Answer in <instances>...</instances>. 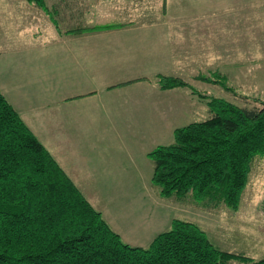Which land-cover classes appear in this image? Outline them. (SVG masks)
<instances>
[{"label":"crops","instance_id":"crops-1","mask_svg":"<svg viewBox=\"0 0 264 264\" xmlns=\"http://www.w3.org/2000/svg\"><path fill=\"white\" fill-rule=\"evenodd\" d=\"M18 1H0V89L81 190L73 163L91 153H74L70 144L77 136L108 135L100 130L108 125L114 130L107 137L117 133L126 142L130 121L141 123L140 127L149 124L157 135L173 136L176 127L195 121L208 105L190 87H160L156 75L181 76L196 88L192 81L199 79L197 75L213 57H219L223 44L236 41L233 30L224 28L228 21L219 18L222 6L217 0L205 4L166 1L165 10L161 3L156 11L145 0H110L113 4L103 9L104 17H112L115 12L109 9L117 6L116 11L123 10L127 18L97 23L86 15L90 3L99 0H45L46 7ZM15 20L29 23L25 33L6 30ZM105 23L121 25L71 31ZM42 127L48 134H39ZM67 130L69 134H64ZM66 135L68 143H64ZM160 143L141 150L135 175L120 176L150 181L153 166L147 152ZM124 152L126 158L135 155L129 141Z\"/></svg>","mask_w":264,"mask_h":264},{"label":"trees","instance_id":"trees-1","mask_svg":"<svg viewBox=\"0 0 264 264\" xmlns=\"http://www.w3.org/2000/svg\"><path fill=\"white\" fill-rule=\"evenodd\" d=\"M46 7L45 0H29ZM76 27L71 31L120 26ZM197 78L232 89L217 71ZM162 88L190 87L210 115L178 126L147 152L158 193L237 208L253 159L264 155V100L237 104L208 95L181 76L158 74ZM264 264L223 250L195 221L173 218L148 246L123 240L85 196L0 89V264Z\"/></svg>","mask_w":264,"mask_h":264},{"label":"rangeland","instance_id":"rangeland-1","mask_svg":"<svg viewBox=\"0 0 264 264\" xmlns=\"http://www.w3.org/2000/svg\"><path fill=\"white\" fill-rule=\"evenodd\" d=\"M166 1L170 4L182 2L205 4L212 0H145L144 2L156 11L161 3L165 10ZM216 2L222 6L219 10V18L229 23L226 25L225 22L224 28L233 30L236 41L223 44L225 50L220 51L217 59L213 57V62H209L211 65L204 67L199 74L215 77L213 72L217 71L224 76V80L233 90L219 83H207L200 79H192V83L198 88L197 90L208 95L224 97L241 105H258L259 99L264 100V0H243V2L217 0ZM112 4L110 0L91 2L90 12L86 18L92 23L127 18L128 15L121 14L123 10L116 11L117 6H114L109 11L115 13L106 19L103 9L110 8ZM9 25L6 30L18 34L25 33L24 30L29 23L15 20ZM207 109L198 113L195 119L207 118L210 115ZM130 124L126 129L125 135L128 136L125 140L134 147V156L129 154L130 156L126 158V152L122 155V149L126 151V142L117 133V137H107L109 130H114L108 125L100 129L101 133L108 135L95 137L98 136L97 132L83 134L77 136L75 143L70 144L73 145V151L77 155L91 153L90 157L82 156L80 162L73 163L80 178L76 179V182L81 181L80 187L89 200L110 220L116 231L121 233L123 240L133 245L148 246L157 233L171 227L173 218H182L197 222L210 239L223 250L253 258L264 257V155L258 154L254 157L248 183L237 208L224 203L217 206L206 205L191 197L180 201L174 197L161 196L158 193V186L151 180L146 181L139 177L138 180L130 181L120 176L121 174L130 176L134 173L135 160L142 158L141 150L148 144L151 146L155 142L169 143L173 140V136L170 134L171 136L168 137L167 132L157 135L156 132L150 131L147 123L148 127H140L141 123L137 126L132 121ZM69 132L67 130L64 134ZM39 134H48V129L42 127ZM148 135H153V138H146ZM46 138L52 139L50 135ZM63 139H66L64 143H68L70 137L66 135ZM147 158L153 166L152 160ZM232 264L244 263L235 260Z\"/></svg>","mask_w":264,"mask_h":264}]
</instances>
